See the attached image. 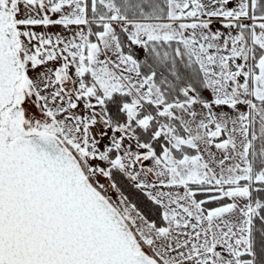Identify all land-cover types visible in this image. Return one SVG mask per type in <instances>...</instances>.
I'll list each match as a JSON object with an SVG mask.
<instances>
[{
	"label": "snow or ice",
	"instance_id": "1",
	"mask_svg": "<svg viewBox=\"0 0 264 264\" xmlns=\"http://www.w3.org/2000/svg\"><path fill=\"white\" fill-rule=\"evenodd\" d=\"M0 264H264V0H0Z\"/></svg>",
	"mask_w": 264,
	"mask_h": 264
}]
</instances>
